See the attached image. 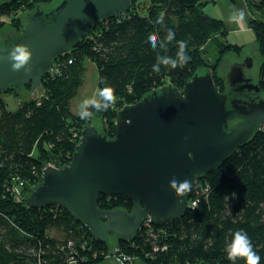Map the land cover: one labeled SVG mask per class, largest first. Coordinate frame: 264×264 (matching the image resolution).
<instances>
[{
	"label": "trees",
	"instance_id": "1",
	"mask_svg": "<svg viewBox=\"0 0 264 264\" xmlns=\"http://www.w3.org/2000/svg\"><path fill=\"white\" fill-rule=\"evenodd\" d=\"M51 1L8 0L0 5V17L12 15L10 24L21 30L19 11ZM131 2L129 11L102 19L81 46L55 59L65 64L54 78L46 74L42 85L46 94L40 99H27L13 109L3 94L19 89L0 94V264H70V257L76 264H99L111 255L110 245L92 237L62 207L35 209L25 202L42 180L45 164L54 161L62 166L71 161L88 121L100 118V132L114 138L121 108L167 84L181 89L208 69L220 91L230 90L217 67L227 54L240 55L244 46L229 42L223 20L204 13L212 0ZM252 6L264 10V0H255ZM161 12L163 25L157 23ZM167 29L175 33L171 42L166 40ZM251 29L262 58L260 86L264 90V21L252 20ZM150 34L156 35L155 49L148 42ZM180 41L187 44V62L175 68L161 64L154 71L158 56L178 58ZM210 48L216 50L212 64L205 58ZM86 60L97 67L100 90L114 89L115 103L106 111L90 108L92 115L81 119L72 111V100L82 83ZM22 87L31 94L30 85ZM16 177L24 183L21 200L13 191ZM192 196L199 203L183 218L154 225V234L139 230L133 242L115 237L112 246L145 264H233L226 249L234 234L243 231L260 256L259 264H264V127L220 168L199 178ZM98 204L104 210L131 211L133 207L123 195H101ZM52 231L58 236H51ZM234 264H246V259L237 258Z\"/></svg>",
	"mask_w": 264,
	"mask_h": 264
},
{
	"label": "water",
	"instance_id": "2",
	"mask_svg": "<svg viewBox=\"0 0 264 264\" xmlns=\"http://www.w3.org/2000/svg\"><path fill=\"white\" fill-rule=\"evenodd\" d=\"M131 6V0H60L28 14L21 33L0 38V52L5 53L0 56V94L27 85L32 93L37 91L57 57L81 46L99 21L124 14ZM19 44L28 45L32 52L31 73L12 69L7 50ZM244 66L247 76L258 81L259 51H242L241 59L229 53L222 59L217 73L226 78L228 92L220 91L207 68L181 89L167 84L124 106L117 112L114 138L100 132L99 118L88 121L71 161L43 169L41 182L25 201L27 206L62 207L92 237L110 245L113 255L112 234L133 242L145 220L164 226L183 218L198 179L220 168L264 127L263 98L231 96L262 89L246 78ZM235 119L238 122L232 123ZM173 178L192 181L191 191L177 197L170 187ZM101 195H123L132 202V210H104L98 204ZM115 261L124 264L117 257Z\"/></svg>",
	"mask_w": 264,
	"mask_h": 264
},
{
	"label": "rangeland",
	"instance_id": "3",
	"mask_svg": "<svg viewBox=\"0 0 264 264\" xmlns=\"http://www.w3.org/2000/svg\"><path fill=\"white\" fill-rule=\"evenodd\" d=\"M6 1L8 0H0V5ZM254 1L255 0H212V2L207 4V6H205L204 8L205 14H209L215 18L223 20L228 29H232V27L234 26V23L228 22V17L231 11L234 8H240V9L245 10L246 16H245L244 21H246L245 23H247L246 27L244 26L243 28H241L242 30H239L237 32H234L232 30L230 31L229 36H228L229 42L244 46L243 51L245 52H249L250 50L259 51L258 44L256 42L255 33L251 29V21L254 19H257V20L261 19L264 21V10H257L256 8H254L252 6V3ZM58 2H60V0H52L50 3L37 5L36 7L35 6L29 7V8L25 7L24 10L19 11L17 18L20 19L22 26H23L22 28L26 27L27 25V22L29 20L28 14H31L32 12L37 10V8L38 9L41 7L46 8L49 6L53 7ZM11 17L12 15L0 17V21L6 22L3 25H0V38L1 39L9 38L11 36L21 33L20 29H17V27H14L10 24ZM209 50H210V54L207 53L205 58H207V61L212 64L214 63L216 50L214 48H210ZM236 55L241 59V54L240 55L236 54ZM261 64H262V58H261ZM83 70L84 71H83L82 83L80 87L78 88L75 97L72 100V111L76 115H78V112L80 111V105L84 100L92 99V98H96L97 100L100 99L98 95L100 88L98 84V71H97L96 65L92 61L86 60L84 62ZM259 75H260V70H259ZM259 83H260V80H259ZM42 87L43 86H41L33 94L31 92L30 95L26 87H22L21 89L19 88V90L17 91H11L3 95H4V98H6V100L9 103V107L15 108V107H18L23 101L27 99L36 98V97H39L38 99H40L43 95L46 94L45 90ZM262 96L264 97V90L262 91ZM45 165H46L45 167L49 165H52L54 167H59L55 165L54 161H49L48 164H45ZM192 194H193V191H192ZM192 194H191L190 200H193ZM58 234L59 233H56L55 231H52L50 233L51 236H58ZM99 264H117V263L115 259H113V257L111 256ZM136 264H145V262L141 258L136 257Z\"/></svg>",
	"mask_w": 264,
	"mask_h": 264
},
{
	"label": "clouds",
	"instance_id": "4",
	"mask_svg": "<svg viewBox=\"0 0 264 264\" xmlns=\"http://www.w3.org/2000/svg\"><path fill=\"white\" fill-rule=\"evenodd\" d=\"M246 16V12L244 9L234 8L229 17V23L240 24L244 21ZM164 21V13L161 12L159 14V18L157 23L163 25ZM175 39V33L171 29H167L166 40L171 42ZM148 42H150L153 49L156 48V35L150 34L148 37ZM180 50L177 53V59H173L171 57H157V64L153 66L154 71L160 70V65L171 66L172 68L177 67L178 65H182L187 62L189 57L186 55L185 49L187 48V44L184 41L179 42ZM11 53L8 56V59L12 62V69L14 71H19L21 69H25L27 73L32 72V68L30 66V61L32 59V52L30 48L26 44H19L14 48H10L7 50V54ZM6 54V55H7ZM5 55V53L0 52V56ZM27 66V67H26ZM99 100L96 98L84 100L80 105V111L78 115L81 119L89 118L92 113L89 111L90 108H95L97 111H106L111 105L115 103V95L114 89L112 87H105L104 89L99 91ZM101 101L103 102L101 104ZM190 158L192 154L189 153ZM170 187L175 191L177 197H184L187 195L189 191H191L192 181L185 179L183 181H177L173 178L170 181ZM182 202V201H181ZM227 254L228 259L233 261V264L237 258L246 259V264H259L260 256L253 250V245L247 235L246 232L237 231L234 234V238L231 244L227 246ZM113 255V254H111ZM115 259V257L113 258Z\"/></svg>",
	"mask_w": 264,
	"mask_h": 264
},
{
	"label": "built area",
	"instance_id": "5",
	"mask_svg": "<svg viewBox=\"0 0 264 264\" xmlns=\"http://www.w3.org/2000/svg\"><path fill=\"white\" fill-rule=\"evenodd\" d=\"M60 60L57 61V62L54 61L53 65L50 68V71L48 72V74L51 77H53V78L57 74H60L61 73V70H62L61 68H63V66H64L63 64H65V62L60 61ZM67 64H69V62ZM50 166H52V165H50ZM16 179H17V183L13 187V191H14V194H15V197L17 198V200H21L23 198V196H22L23 195L22 194V186H23L24 183L22 182V180L19 177H16ZM198 203H199V201H196V199L195 200L194 199L193 200H190L189 199V208H195ZM153 227H154V225L152 224V222L150 220H145L142 223V226H141V228L139 230L147 229L151 234H154ZM69 245H72V242H70ZM111 256L113 258L114 257L119 258L120 260H122V262L124 264H136V257L135 256H130V255L126 254L120 248H116L115 254L114 255L107 256V258L108 257H111ZM69 260H70V264L77 262L74 257H70Z\"/></svg>",
	"mask_w": 264,
	"mask_h": 264
},
{
	"label": "flooded vegetation",
	"instance_id": "6",
	"mask_svg": "<svg viewBox=\"0 0 264 264\" xmlns=\"http://www.w3.org/2000/svg\"><path fill=\"white\" fill-rule=\"evenodd\" d=\"M240 64H244L243 62H241ZM248 68V67H247ZM252 68V67H251ZM244 72H245V76H246V78H249V79H251V81L253 82V83H255V84H259L260 85V83H259V80H260V75H259V80L258 81H255L252 77H249V76H247V74H246V66H244ZM261 87V86H260ZM263 91V89H261V91L260 92H255V91H248V90H243V91H241V92H239V93H232L231 94V96H235V97H237V98H239V99H242V100H251V101H258L260 98H263L264 99V97L261 95V92ZM236 122H238V119H235L232 123H236ZM82 133V132H81ZM81 138V137H80ZM116 236H114L113 234L111 235V242H112V239L113 238H115ZM114 248H115V250H116V248H118V247H115V246H113Z\"/></svg>",
	"mask_w": 264,
	"mask_h": 264
},
{
	"label": "crops",
	"instance_id": "7",
	"mask_svg": "<svg viewBox=\"0 0 264 264\" xmlns=\"http://www.w3.org/2000/svg\"><path fill=\"white\" fill-rule=\"evenodd\" d=\"M248 21V20H247ZM246 21H242L240 24H235L234 23V26L232 27V29H228V31H229V33H230V31H234V32H237V31H239V30H242L241 28H243L244 26L246 27V25H247V23H245ZM15 108H17V107H15ZM14 109V108H13ZM74 264H76V263H74Z\"/></svg>",
	"mask_w": 264,
	"mask_h": 264
},
{
	"label": "bare ground",
	"instance_id": "8",
	"mask_svg": "<svg viewBox=\"0 0 264 264\" xmlns=\"http://www.w3.org/2000/svg\"><path fill=\"white\" fill-rule=\"evenodd\" d=\"M40 182H41V181H40ZM40 182H39V183H40ZM39 183H38V184H39Z\"/></svg>",
	"mask_w": 264,
	"mask_h": 264
}]
</instances>
